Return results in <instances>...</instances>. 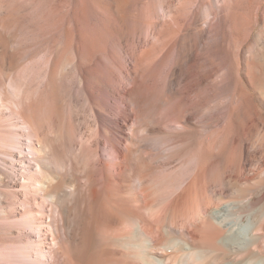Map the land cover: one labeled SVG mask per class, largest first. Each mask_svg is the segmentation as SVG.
Returning a JSON list of instances; mask_svg holds the SVG:
<instances>
[{
  "label": "bare ground",
  "instance_id": "bare-ground-1",
  "mask_svg": "<svg viewBox=\"0 0 264 264\" xmlns=\"http://www.w3.org/2000/svg\"><path fill=\"white\" fill-rule=\"evenodd\" d=\"M204 1L216 10L215 0H0V264H264V145L245 148L242 109L216 132L193 125L210 158L185 151L173 169L142 147L164 127L130 99L189 27L196 46ZM225 3L235 40L253 37L238 46L243 73L263 74L264 0ZM26 43L45 51L36 70L2 72ZM108 47L128 82L94 61ZM67 75L85 84L89 123L65 102ZM248 159L263 164L251 177ZM9 162H23L21 178L8 177Z\"/></svg>",
  "mask_w": 264,
  "mask_h": 264
},
{
  "label": "rangeland",
  "instance_id": "rangeland-1",
  "mask_svg": "<svg viewBox=\"0 0 264 264\" xmlns=\"http://www.w3.org/2000/svg\"><path fill=\"white\" fill-rule=\"evenodd\" d=\"M63 1L61 0V2ZM215 2L216 10L214 11L209 10L207 1H204L201 4L202 7L200 6L201 9L199 8L197 11L199 17L206 15L207 18H203L201 21L203 35L197 41L196 46L192 38L194 28L189 27L185 39L182 37L178 39L175 52L165 59L162 67H159L160 71L158 76L154 78L155 81L153 79L151 80L152 82L147 80L138 82L135 94L133 93L132 95L134 96L130 98H133L137 103L138 101L141 103L140 106L143 107H140L142 115L152 116L151 120L153 122L160 125L161 129L164 127V130H160L162 133L159 131V133L146 136L143 139L142 147L149 150V155L156 160L155 162L167 161L173 169L180 168L182 165L180 157L183 156L185 151H187L186 153L190 151L192 153L201 150L203 160L210 158L209 153L205 149H199L197 146L198 138H196L195 130L198 126L199 128L202 127L199 124L205 123V134L216 132L227 120L233 119V111H237L239 108L242 109V113L239 115V126L245 127L246 132L245 148L252 149L260 144L264 145V73L258 75L244 74L243 69L240 67L242 63L239 60L238 53V46L243 44V40H246L245 44L251 43L253 37L243 33L239 36L240 39L236 41L233 34V8H229L225 0H215ZM258 29L259 27L256 31ZM19 35L20 33L17 34V37L16 35L11 37L10 47H19L21 42H23L24 35ZM20 40L22 41L20 42ZM31 45V43H26V46L24 45L23 49L21 48L20 52H23L18 55V59L14 62V64L16 63L15 65L5 61V65L3 64L2 66V72L3 70L4 73L20 72L24 69L27 72L26 68L29 69L28 71L31 70L30 72L36 70L42 62V54L45 51L39 46H34L35 49H33V45ZM160 48H158L159 50L157 47L154 48L156 51L152 49L151 57L157 58L161 55L162 48ZM117 49L123 61L124 53L121 51L120 45H118ZM101 57L103 58L101 59ZM154 57L151 59H154ZM94 61L101 62L104 65L107 75L108 72L119 68V71L115 72L118 73L119 78H122L125 83L128 82L124 78V72L121 68H117V65L110 59V47L104 52H95ZM144 65L143 63L133 65V70L144 73L149 67L148 64H146L147 67ZM68 75L69 94L65 96V102L70 103L71 109L82 121L89 123L92 117L87 113L83 104L84 95L86 94L85 84L82 79L77 81L74 76L71 78V75ZM3 76L1 74L0 77L4 78ZM92 89L94 90V88ZM113 95V93H110L109 97L115 101ZM183 118H185L184 121ZM177 121H186L195 134L190 129V131L188 129L183 130L179 122L176 123ZM165 124L168 126H165ZM193 125L197 126V128ZM240 127L237 130H241ZM181 131L183 133L188 131L191 134H188V132L183 134ZM178 133L186 135L184 137L188 139L183 138V135H181L180 141L174 140L175 136L179 135ZM201 138L204 140L203 136ZM11 162H14V160ZM11 162H9L10 164L6 163L8 173L6 174L9 178H21V173L24 171V168H22L23 162H17L15 167H12ZM246 162L247 172L250 177L255 175L254 171H256L257 167L263 166L262 163L257 166V161L253 162L250 159ZM94 234L97 235V232ZM95 235L92 238L95 245H92V247L94 246L95 250L90 246L91 250L89 249L88 251L94 263L96 259L93 258L95 256L93 254H96V243L99 239V235ZM94 237L98 239H94Z\"/></svg>",
  "mask_w": 264,
  "mask_h": 264
}]
</instances>
